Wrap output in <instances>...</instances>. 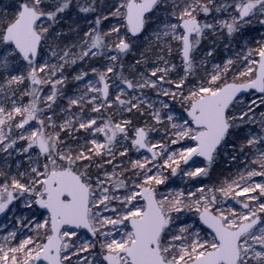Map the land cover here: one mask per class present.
Returning <instances> with one entry per match:
<instances>
[{"label": "snow or ice", "instance_id": "snow-or-ice-1", "mask_svg": "<svg viewBox=\"0 0 264 264\" xmlns=\"http://www.w3.org/2000/svg\"><path fill=\"white\" fill-rule=\"evenodd\" d=\"M256 25L264 0L0 4V264H264Z\"/></svg>", "mask_w": 264, "mask_h": 264}, {"label": "rangeland", "instance_id": "rangeland-1", "mask_svg": "<svg viewBox=\"0 0 264 264\" xmlns=\"http://www.w3.org/2000/svg\"><path fill=\"white\" fill-rule=\"evenodd\" d=\"M6 2H7V0H0V4H4ZM261 33H264V27H260L259 25H256L254 30L249 32V36L256 37L258 39ZM129 59L131 60V58H129ZM177 110L179 111V106H177ZM176 183L179 184L180 181L177 179ZM3 221H4V218L2 216H0V224H2Z\"/></svg>", "mask_w": 264, "mask_h": 264}]
</instances>
